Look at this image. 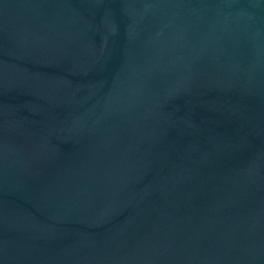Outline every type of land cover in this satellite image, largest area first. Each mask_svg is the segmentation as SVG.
<instances>
[{
  "label": "water",
  "instance_id": "1",
  "mask_svg": "<svg viewBox=\"0 0 264 264\" xmlns=\"http://www.w3.org/2000/svg\"><path fill=\"white\" fill-rule=\"evenodd\" d=\"M0 264H264V0H0Z\"/></svg>",
  "mask_w": 264,
  "mask_h": 264
}]
</instances>
